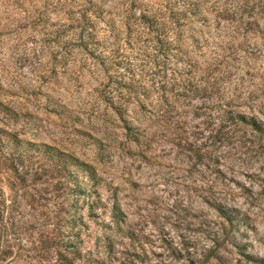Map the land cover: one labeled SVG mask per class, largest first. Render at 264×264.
<instances>
[{"label":"rangeland","instance_id":"rangeland-1","mask_svg":"<svg viewBox=\"0 0 264 264\" xmlns=\"http://www.w3.org/2000/svg\"><path fill=\"white\" fill-rule=\"evenodd\" d=\"M131 1L135 6H141L139 1L159 4ZM121 4L107 0V9L113 11L107 21L119 19L114 8ZM61 19L69 25L68 19ZM259 25V34L244 36L248 42L235 61H211L195 79L215 87L210 93L213 100L226 97L236 111L264 119V19ZM68 37L74 39L73 32ZM106 37L113 51L123 39L108 33ZM0 39L6 45L0 49L3 100L17 111L7 129L24 143L69 153L92 166L96 176L93 183L71 167L68 181L64 172L53 170L63 163H51L35 153L31 157L35 146H21L20 152H30L26 164L40 169L38 180H28L24 189L4 188L3 198L15 209L11 223L18 227L19 238L28 241L29 251L20 253L23 259L34 256L30 243H36L40 233L55 243L65 240L66 233H78V240L71 239L78 242L82 257L90 255L103 264H254L245 255L264 261V136L241 129L232 145L213 142L205 116H193L194 109L208 104L206 98L190 105L176 103L173 113L166 115L162 94L158 100L154 96L153 105L159 107L153 110L119 100L116 105L134 119L132 131H125L119 115L100 94L111 89L106 87L107 75L79 47H31L29 33L16 42ZM135 48L123 52L126 58L121 59L132 63L137 79L145 69L140 58L134 60ZM0 179L1 185L6 184L15 175L5 171ZM67 181L93 195L68 197ZM207 201L245 212L247 226L231 230ZM113 208L119 209L118 222ZM117 227L125 234H118ZM48 257V264L56 260L53 248ZM22 258L17 264H26Z\"/></svg>","mask_w":264,"mask_h":264},{"label":"trees","instance_id":"trees-1","mask_svg":"<svg viewBox=\"0 0 264 264\" xmlns=\"http://www.w3.org/2000/svg\"><path fill=\"white\" fill-rule=\"evenodd\" d=\"M158 1L159 4L154 5L139 1L141 6H135V1L121 0L119 9L114 8V12L118 11L119 19L107 21L113 12L110 13V9H107V0H0V38L8 37V41L16 42L21 34L29 33L27 44L31 47L38 45L46 50L72 45L79 47L107 75L106 87L111 89L107 92L103 90L104 93L99 91L105 102L110 104L111 110L119 115L125 131H132L131 124L134 119L128 117L125 109L116 105L117 102L120 100L145 109L151 106L153 110L159 107L153 105L154 96L158 100L159 94H162L168 109L164 111L166 115L173 113L176 103L190 105L193 100L205 101L206 98L208 104L203 103L194 109L193 116H205L204 124L210 128L213 142L232 145L236 140L235 133L241 129H250L252 134L264 136V119L236 111L238 109L232 104L233 101L226 97L213 100L210 93L215 87L202 86L195 79L201 68L211 61L220 58L235 61L242 46L248 42L244 36L260 33L259 23L264 19V2ZM62 17L68 19L69 25L63 23ZM71 32L74 39H68ZM106 33L112 38L123 37L118 41L115 51L111 50ZM240 37L244 39L240 40ZM3 42L0 39V49L6 47ZM134 47H137L134 60L140 58L143 70L145 69L144 75L140 73L137 79L132 63L123 60L126 58L123 57V52L132 51ZM17 48L15 45V49ZM63 58L62 56L59 60L62 61ZM197 58H201V61ZM3 67L1 64L0 68ZM113 69L115 72L111 74L110 70ZM1 84L0 78V177L7 171L15 175V180L7 179L6 184L0 183V264H17L21 262L20 253L29 251L26 248L28 241L19 238L18 227L11 223L15 209L11 203H6L3 194L4 188L13 191L19 185L24 189L28 180L31 183L38 180L40 169H33L26 164L32 154L47 156L51 163L56 160L63 163V167H55L53 170L57 174L64 172L68 181L73 175L69 170L71 167L87 174L89 181L93 183L96 176L92 166L69 153L49 145L24 143L16 133L9 131L8 122L17 118V111L11 103L3 100ZM148 113L153 115L150 111ZM260 114L263 117V113ZM22 145L27 148L35 146L31 157L29 150L19 151ZM68 181L64 185L68 197L93 195L90 190L80 185L74 184L72 187ZM207 204L224 223L231 226V230L234 231L240 225L247 226L248 217L237 207L216 201H207ZM118 212L119 209H112L116 222L120 220ZM23 229L25 232V227ZM117 229L118 234H125L120 227ZM43 235L44 233H40L39 240L30 243L35 254L22 258L26 264H48V254L52 248L57 256L52 264H103L90 255L87 258L82 257L78 242H72L71 239L77 237L75 240H78V233L76 236L66 233V239L58 243ZM238 247L241 249L243 246ZM245 256L249 262L264 264L262 259ZM34 260L36 263H32Z\"/></svg>","mask_w":264,"mask_h":264}]
</instances>
